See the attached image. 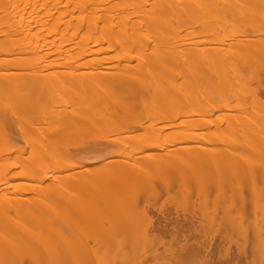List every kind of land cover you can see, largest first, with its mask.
Wrapping results in <instances>:
<instances>
[{
	"label": "bare ground",
	"instance_id": "6f19581e",
	"mask_svg": "<svg viewBox=\"0 0 264 264\" xmlns=\"http://www.w3.org/2000/svg\"><path fill=\"white\" fill-rule=\"evenodd\" d=\"M0 176V264H264V0H0Z\"/></svg>",
	"mask_w": 264,
	"mask_h": 264
},
{
	"label": "rangeland",
	"instance_id": "374dc122",
	"mask_svg": "<svg viewBox=\"0 0 264 264\" xmlns=\"http://www.w3.org/2000/svg\"><path fill=\"white\" fill-rule=\"evenodd\" d=\"M195 29H197V28L195 27V25H194V24H191V30H195ZM199 38H200V36H192V35H191V41L194 40V39H195V40H196V39H199ZM231 87H232V86H231ZM231 87H230V88H231ZM248 101H250V99H249ZM8 108H10V105L8 106ZM8 108H7V109H8ZM214 115H216V114L214 113ZM214 115H212V118L215 117ZM197 117H199V116H195V118H197ZM39 121H40V120L35 121V122H39ZM225 129H227V128H225ZM225 129H223V130H225ZM202 132H203V131H202ZM222 132L225 133V131H222ZM215 136H216V135L213 134V133H212V134H211V133H206V134L204 133V135L201 134L199 138H197L195 141H193V144H196L197 142L202 141V139H203V142H205L206 147H209V146H211V144H212L211 140H213V142H214V140H215ZM245 137H246V138H241V141H246V140H242V139H247V138H248L247 136H245ZM141 142H142V141L139 140V141H137V142L135 143V145H136V144L138 145V143L140 144ZM132 145H134V143H131L130 146H129V148L133 147ZM167 151H168L169 154H171V153H170L171 150H170L169 148H168V149H164V150H162L161 153L163 152V153H162L163 155H164V154H168ZM171 152H172V151H171ZM79 162H81V160L76 161V164H78ZM76 164H75V165H76ZM94 166H95V165H92V166L90 167V169L94 168ZM16 168H17V167H16ZM21 168H22L21 166H18V168L15 169L14 171H12L10 174H12L13 172H15V171H17V170H20ZM57 169H58V168H57ZM57 169H56V170H57ZM56 170L53 171V172H51V173H53V174H59V175H60L61 172L58 171V172H59V173H58V172H56ZM10 174H9V175H10ZM9 175H6V176L9 177ZM8 177H7V178H8ZM2 178H3V177L0 176V179H2ZM11 181H12V180L9 179V180H8V183H10ZM217 251H218V250H217ZM216 254H217V253H216ZM247 258L250 259V256L248 255Z\"/></svg>",
	"mask_w": 264,
	"mask_h": 264
}]
</instances>
